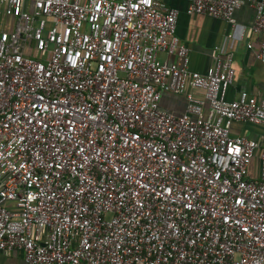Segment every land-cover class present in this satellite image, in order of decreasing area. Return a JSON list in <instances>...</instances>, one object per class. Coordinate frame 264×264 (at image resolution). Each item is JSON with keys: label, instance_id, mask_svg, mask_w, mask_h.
<instances>
[{"label": "built area", "instance_id": "obj_1", "mask_svg": "<svg viewBox=\"0 0 264 264\" xmlns=\"http://www.w3.org/2000/svg\"><path fill=\"white\" fill-rule=\"evenodd\" d=\"M260 33L264 0H185ZM164 0H0V251L27 264H264V97L190 69ZM159 54L173 57L169 63ZM196 91L200 93L197 94ZM182 95L176 115L161 95ZM259 157V177L249 168Z\"/></svg>", "mask_w": 264, "mask_h": 264}, {"label": "crops", "instance_id": "obj_2", "mask_svg": "<svg viewBox=\"0 0 264 264\" xmlns=\"http://www.w3.org/2000/svg\"><path fill=\"white\" fill-rule=\"evenodd\" d=\"M168 5L179 11L176 34L180 41L188 47L190 69L204 73L213 62L214 49L221 55L231 53L232 65L235 69L233 83L228 87L226 97L229 100L237 98L241 92L257 98L264 97V63L256 58V52L263 40L260 33L247 32L241 36L242 29H248L254 22L255 11L244 3L234 12L235 26L226 21L203 14L186 13L185 0H164ZM161 60L169 63L173 57L159 54ZM199 94V91H196ZM163 110L180 115L186 107V99L182 95L163 92L160 100ZM232 136H244L259 139L264 145L261 128L257 125L235 122L231 126ZM249 175L253 179L259 177V157L256 153L249 168ZM0 264H27L23 252L0 251Z\"/></svg>", "mask_w": 264, "mask_h": 264}]
</instances>
